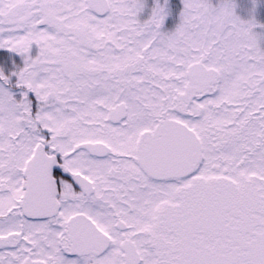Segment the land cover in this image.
Listing matches in <instances>:
<instances>
[{"label":"snow or ice","instance_id":"1","mask_svg":"<svg viewBox=\"0 0 264 264\" xmlns=\"http://www.w3.org/2000/svg\"><path fill=\"white\" fill-rule=\"evenodd\" d=\"M0 264H264V0H0Z\"/></svg>","mask_w":264,"mask_h":264}]
</instances>
